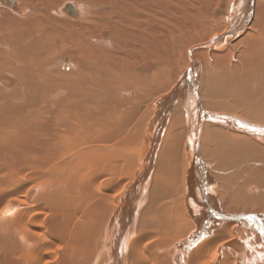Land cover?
I'll return each instance as SVG.
<instances>
[{
  "label": "bare ground",
  "instance_id": "6f19581e",
  "mask_svg": "<svg viewBox=\"0 0 264 264\" xmlns=\"http://www.w3.org/2000/svg\"><path fill=\"white\" fill-rule=\"evenodd\" d=\"M67 1L0 0V264H264V8Z\"/></svg>",
  "mask_w": 264,
  "mask_h": 264
},
{
  "label": "rangeland",
  "instance_id": "374dc122",
  "mask_svg": "<svg viewBox=\"0 0 264 264\" xmlns=\"http://www.w3.org/2000/svg\"><path fill=\"white\" fill-rule=\"evenodd\" d=\"M58 2H60V3H62V2H64V1H66V0H57ZM138 1H141V0H138ZM202 2V0H142L141 1V3H140V5H143V7H145V9L147 8L148 9V11H147V13H148V20H150L151 21V19H152V21H153V19L155 20V25L157 24V25H159L160 26V29H161V33H159V35H163L165 38H167V39H171V40H173L174 38L173 37H176V35L177 36H180V37H191V35L192 36H194V40L196 41V40H198V39H196L197 37L199 38V35L201 34V32H200V29H201V25H199L198 24V22L196 23V22H194L193 20H191V17L190 16H192V14L194 13V11L192 10V8L194 9L195 7H199V8H204V6L207 4V6H208V4H209V6H212V10L213 11H216V12H219V11H221L222 13H221V15L219 16V17H216V18H214V19H210L211 21V27H212V29H213V33H214V31H215V29L216 30H218V29H220L221 28V26H222V28H224L225 27V25H226V23H227V26L229 25L230 26V24L228 23V21L227 20H225V17H228L229 15H230V11H229V9L227 10V7H226V4L227 3H231V1H233V0H206L205 2H204V0H203V2ZM227 1V2H226ZM68 3H76V4H80V3H78V1H70V0H68L67 1ZM197 2V3H196ZM202 4V5H204V6H202V5H199V4ZM206 3V4H205ZM221 3V4H220ZM198 4V5H197ZM212 4V5H211ZM214 4V5H213ZM215 5H218L219 6V9H217L218 8V6H215ZM153 6V7H152ZM161 6V7H160ZM175 6V7H174ZM208 6V7H209ZM215 6V7H214ZM217 7V8H216ZM159 8V9H158ZM166 8V9H165ZM263 8H264V0H255V14L254 15H256L255 16V18L257 17H259V15H260V13L262 12V10H263ZM175 9V10H174ZM209 9H210V7H209ZM222 9V10H221ZM103 10V9H102ZM161 10V11H160ZM225 10H227V12H226V14H224L223 12L225 11ZM166 11V12H165ZM187 12V14H185V12ZM181 12V13H180ZM188 12H190V13H188ZM153 13H154V15H153ZM164 13V14H163ZM166 13V14H165ZM155 14H157V16L155 15ZM162 16H161V15ZM181 16H180V15ZM188 15V16H187ZM264 14H262V16H263ZM178 16V17H177ZM186 16V17H185ZM222 16V17H221ZM162 17V18H161ZM165 17V18H164ZM172 17V18H171ZM182 17H184V18H182ZM264 17V16H263ZM165 20H164V19ZM178 18V19H177ZM180 18V19H179ZM190 18V19H189ZM222 18V19H221ZM163 21H161V20ZM169 19V20H168ZM190 20V21H189ZM225 20V21H224ZM158 21H159V23H158ZM191 21H193V23L191 22ZM218 21V22H217ZM230 22V21H229ZM177 23V24H176ZM254 23V22H253ZM148 24H149V22H148ZM184 24H188V25H184ZM206 24H208V23H206ZM219 24V25H218ZM223 24H224V27H223ZM178 25V26H177ZM179 25H181V26H179ZM209 25V24H208ZM164 26H166V28L168 29V27L169 28H171V30L170 29H166V31H165V27ZM168 26V27H167ZM171 26H173V27H171ZM175 26V27H174ZM217 26H219V27H217ZM164 27V28H163ZM177 27V28H176ZM180 27V28H179ZM174 28V30L172 31V29ZM179 28V29H178ZM185 28V29H184ZM176 29V30H175ZM220 30H222V29H220ZM176 31V32H175ZM166 32V34H164V33ZM198 36H197V35ZM188 35H190V36H188ZM197 36V37H196ZM211 50V51H210ZM207 51H209V52H217V50L215 51L214 49H197L194 53H195V55L197 54V55H200V54H204V53H207ZM197 59H198V57H197ZM199 60V59H198ZM200 63H201V65H202V61L200 60Z\"/></svg>",
  "mask_w": 264,
  "mask_h": 264
}]
</instances>
